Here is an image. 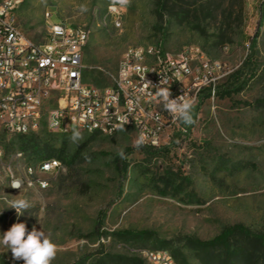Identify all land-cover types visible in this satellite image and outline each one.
<instances>
[{"label":"rangeland","instance_id":"1","mask_svg":"<svg viewBox=\"0 0 264 264\" xmlns=\"http://www.w3.org/2000/svg\"><path fill=\"white\" fill-rule=\"evenodd\" d=\"M1 1V0H0ZM124 11L122 25L104 20L110 5ZM263 4V7H262ZM86 8V11L82 10ZM264 0H176L161 8L158 0H22L20 28L34 41L47 35V17L91 29L85 48V81L111 83L124 51L134 45H157L177 54L198 45L212 61L226 64L228 75L250 56L249 36H257L254 70L245 88L227 98L199 100L195 125L177 144H171L182 122L163 145L169 151L145 156L140 149L128 157V178L122 182L114 158L120 149L133 147V129L114 135L83 130L79 146L69 134L52 137L55 148L66 144L67 156L79 150L73 166L63 162L58 174L43 175L50 185L11 187V171L22 175L26 165L36 166L21 149L18 135L0 131V236L14 223L35 226L58 246L51 264H101V251L141 257L152 242H127L113 232L147 230L182 247L186 236L208 240L228 226L242 223L264 232ZM263 15V18H262ZM196 105V106H197ZM194 106V107H196ZM49 132V131H48ZM40 136L46 137L44 130ZM23 152L22 157L17 153ZM171 176L179 189L162 191L161 178ZM27 198L32 207L18 216L7 200ZM24 264L0 246V263ZM190 262H197L191 259Z\"/></svg>","mask_w":264,"mask_h":264},{"label":"built area","instance_id":"2","mask_svg":"<svg viewBox=\"0 0 264 264\" xmlns=\"http://www.w3.org/2000/svg\"><path fill=\"white\" fill-rule=\"evenodd\" d=\"M21 3L0 1V131L37 134L46 127L69 134L77 128L114 135L123 126L137 136L144 132L145 144L160 147L181 121L164 109L154 95L155 87H145V81L159 85L163 77L170 98L184 95L196 106L204 91L216 98L220 81L228 75L226 64L212 61L198 45L186 46L177 54L157 45H134L122 54L109 85L88 83L84 53L91 29L55 21L48 13L46 39L36 42L18 24ZM123 16L122 7L113 4L104 20L121 26ZM63 169L61 159H44L36 166L26 165L22 175L10 169L11 183L19 179L22 187L46 189L50 183L43 175ZM140 255L147 264H179L169 249L145 248Z\"/></svg>","mask_w":264,"mask_h":264},{"label":"trees","instance_id":"3","mask_svg":"<svg viewBox=\"0 0 264 264\" xmlns=\"http://www.w3.org/2000/svg\"><path fill=\"white\" fill-rule=\"evenodd\" d=\"M172 1L176 0H158L161 8H164ZM263 7V4H262ZM264 12L261 11V14ZM263 18V15H262ZM249 36L252 51L250 56L244 61L243 65L232 72L227 81L218 86L217 96L219 98L232 97L234 94L241 92L248 84L250 78L255 74L254 60L255 48L257 46V36ZM210 97L208 91H204L201 99ZM200 103V102H199ZM193 109V118L196 121V109ZM184 125V130L177 132L172 138L171 144L175 146L177 140L184 133H189L195 125ZM46 137L37 134H20L19 138L21 149L28 155L30 160L37 163L44 159L58 158L70 166H73L80 156L79 150L74 154L67 156L66 144L61 148H55L53 143L54 136L60 135L49 131L43 127ZM41 130V131H42ZM49 131V132H48ZM98 133H93L92 137H96ZM169 146L162 145L160 147L144 144L140 151L147 157L156 156L160 151H169ZM124 150V158L116 155L114 158L115 167L122 182L128 178L130 162L128 157L136 151L134 147H126ZM164 184L162 191L167 189H179L180 186L175 185V180L171 176L161 178ZM116 238L127 242H152L155 248L169 249L168 243L161 240L155 234L147 230L123 229L113 232ZM182 247H174L170 251L174 255L179 264H264V232L254 231L250 227L237 223L224 227L220 233L208 240H202L196 236L189 235L183 240ZM99 261L101 264H147L140 257L124 256L119 254H109L101 251ZM89 258H81L72 264H86ZM195 259L197 262H190ZM1 264H8L2 261Z\"/></svg>","mask_w":264,"mask_h":264},{"label":"clouds","instance_id":"4","mask_svg":"<svg viewBox=\"0 0 264 264\" xmlns=\"http://www.w3.org/2000/svg\"><path fill=\"white\" fill-rule=\"evenodd\" d=\"M123 4L130 3V0H120ZM86 11V8L82 9ZM167 80L161 77L159 85H152L151 82L145 81V87H155L154 95L161 100L163 107L166 111L171 113L174 119L181 121L186 125L195 123L193 118L194 101L180 95L176 98H170L172 93L170 87L167 85ZM152 95L153 93H149ZM75 121V117L71 118ZM120 130H124L121 126ZM70 142L79 146L83 140L81 131L77 128H72ZM145 134L141 132L138 137L133 141V147L139 150L145 144ZM121 158H124V150L120 149L118 152ZM11 187L21 189L22 182L15 179L11 183ZM18 198L7 200L10 208H14L18 216L24 214L26 210L32 207L31 202L24 197L17 196ZM0 246H3L11 251L13 260H22L24 264H51L55 259L58 246L51 240L43 227L38 230L35 226L31 231H28L25 223H14L9 230L0 236Z\"/></svg>","mask_w":264,"mask_h":264}]
</instances>
